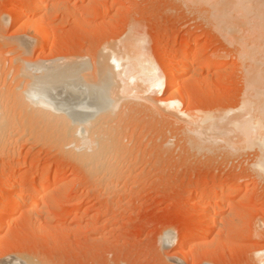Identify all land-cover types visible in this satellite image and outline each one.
I'll list each match as a JSON object with an SVG mask.
<instances>
[{"label":"rangeland","instance_id":"obj_1","mask_svg":"<svg viewBox=\"0 0 264 264\" xmlns=\"http://www.w3.org/2000/svg\"><path fill=\"white\" fill-rule=\"evenodd\" d=\"M18 1L0 0V199L22 177L39 182L44 168L49 169L50 180L56 172L60 175L57 182L64 189L63 193L59 188L42 192L36 204L17 211L15 221L5 225L0 234V264L14 259L22 264H258L264 249V180L255 179L252 170L256 150L231 153L220 149L221 141L215 144L216 151L197 152L183 141L180 124L174 120L146 109L147 114L144 109L127 110L112 123L117 129H106L118 142L110 162L90 171L54 143L51 121L36 116L37 109L24 99L34 81L29 78L31 70L42 74L43 68L21 69V61L49 66L59 59L62 63V57L92 60L100 48L120 45L128 35H136L147 55L163 69L167 51L185 44L206 45L215 58L226 55V65L212 69L210 79H204V74L197 79L185 77L193 97L192 105L182 108L214 114L237 110L245 88L242 73L232 49L203 11L185 0H59L48 6L45 16L54 52L50 46L41 49L33 40L29 51H24L30 57L16 60L21 53L11 45L27 39L11 16L13 5L19 9L24 5ZM103 8L108 10L105 16ZM89 15L94 16L91 21ZM46 75V80L54 81ZM241 182L248 186L224 205L223 216L226 224L235 209L241 229L226 225L232 230L225 233L227 227L219 232L217 225L210 234L196 231L202 228L201 220L192 214L197 195L221 183ZM166 235L172 238L170 244L164 242ZM184 238L194 240L180 247ZM198 242L201 245L193 247Z\"/></svg>","mask_w":264,"mask_h":264},{"label":"bare ground","instance_id":"obj_2","mask_svg":"<svg viewBox=\"0 0 264 264\" xmlns=\"http://www.w3.org/2000/svg\"><path fill=\"white\" fill-rule=\"evenodd\" d=\"M19 1L24 5L20 7L21 9L13 5L11 16H13V22L15 24L18 22L20 28H23L27 39L21 41L20 38L18 43H14L16 47L9 45L21 53L20 58H16V60L24 56L30 57L29 53L26 55L25 52L29 51L33 40L40 43L41 49L44 50L50 46L54 52L55 42L53 44L51 41L52 34L45 16L48 6H55L53 3L59 0ZM186 1L187 4L190 3L191 7H197L200 12L203 11L206 19L216 26L217 31L214 26L211 27L219 32L217 34L227 42L234 53L236 66L242 73L245 85L242 101L237 110L214 114L211 111L198 110L199 112H196L184 110L185 107L182 108L183 106L190 107L193 97L187 85L189 79L185 77L188 76L191 79V77L197 76V79L199 78L198 75L204 74V79L207 80L212 76L210 74L212 69L222 68L227 63L226 55L221 54L222 56L219 58L209 55L206 45L190 47L185 44L181 45L179 50H166L164 69L159 68L153 61L154 59L147 55L145 46L139 44L141 40L136 35H128L129 37L121 44L119 41L120 45H117L116 42L117 44L114 43L116 45L112 43L100 48V51L97 50L99 52L98 57L92 60L88 56L73 57L75 60L72 58L64 60L66 57H62L63 61L60 63L61 59L58 60V57L55 59L59 63L52 62L53 64L49 66L42 63L33 64L30 61H24V63L21 61V69L24 67L25 70L26 68L33 70L35 67L43 68L42 74H38L41 72L37 69L35 73L32 70L30 74L28 73L29 78L31 76L34 81L31 80L33 84H30V90L24 99L37 109L39 114L37 112L36 116L39 118L42 116L43 119L47 118L51 121L49 128L53 129L54 143L83 168L94 171V169H101L107 165L117 149L118 142L117 138L109 134L106 129H117L112 123L114 124L117 118L126 114L127 110L144 109L145 111L146 109L148 113L152 112L154 115H157L158 112L162 113L163 117L165 115L178 123V126L180 124L178 129H181L183 141L194 151L210 150L211 152L212 149L216 148L215 144L219 146L218 143L221 141L224 145L221 147V144L220 149L233 151L231 153L237 154L240 151L243 154L247 149H249L247 151L256 150L254 158L256 160L251 165L252 170L255 179L264 180V0ZM102 12L101 14L105 16L108 10L104 11L103 8ZM103 16L102 18H105ZM93 17L89 15L87 19L90 20ZM11 50L9 51L11 52ZM16 60L15 62H17ZM15 64L17 65V63ZM38 70L41 71V69ZM43 70L48 72L45 73L47 74L46 77H52L54 81L46 80ZM36 72L37 75H35ZM167 94L170 95L160 99L157 97V95L166 96ZM42 172L44 177L39 182H36L33 177H22L20 183H17L18 186L15 185L16 187L11 189L7 197L2 196L0 199V234L5 225L15 221L17 211L25 212L27 207L38 202L42 192L54 191L59 188L57 180H59L60 175L57 172L52 180L49 179L48 168L42 169ZM28 183L33 186L31 185L30 189H25V185ZM247 186L248 184L245 182L235 186L221 183L212 190L203 189L195 198L196 203L194 202L195 208H193L195 212H192V214L196 213L197 216L195 217L201 220L198 223H202V225L197 224L201 225L202 228H198L196 231L210 234L217 225H219V232L221 229L225 230L227 226L233 227L232 225L240 226L238 229H241V225H237L238 219L235 220L238 213L235 209L231 215L233 216L232 219L227 222L228 224H223V220L226 222L223 217L225 214L224 205L234 200ZM60 187L64 189L61 185ZM61 189L59 188L60 191ZM25 192L29 193L28 196L18 200V197H22ZM61 192L63 193V190ZM244 202L246 203L245 200ZM14 204L18 207L16 208ZM239 205L241 206V204ZM239 207L237 208L239 209ZM239 218H242L241 215ZM242 225L246 226L247 224ZM223 226L226 227L223 228ZM44 227L41 231L44 230ZM227 229L225 233L232 230H229L228 227ZM224 230L222 234H224ZM169 235L165 236L164 242L170 244L172 238ZM194 238H190L189 241L184 238L179 246H185ZM219 238L221 239V236ZM196 245H201V243H195L193 247ZM257 258L256 260L260 264H264V249L259 252ZM11 264L22 263L14 259Z\"/></svg>","mask_w":264,"mask_h":264}]
</instances>
